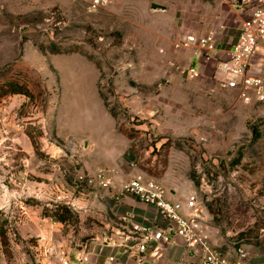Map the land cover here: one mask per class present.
<instances>
[{
	"label": "rangeland",
	"instance_id": "rangeland-1",
	"mask_svg": "<svg viewBox=\"0 0 264 264\" xmlns=\"http://www.w3.org/2000/svg\"><path fill=\"white\" fill-rule=\"evenodd\" d=\"M90 3L0 0V84L34 93L0 99V264H59L60 248L86 245L103 264L116 251L102 241L120 216L112 204L138 172L198 193L224 250L244 237L264 251V101L221 88L213 58L190 76L197 47L177 45L237 11L224 0Z\"/></svg>",
	"mask_w": 264,
	"mask_h": 264
},
{
	"label": "built area",
	"instance_id": "built-area-1",
	"mask_svg": "<svg viewBox=\"0 0 264 264\" xmlns=\"http://www.w3.org/2000/svg\"><path fill=\"white\" fill-rule=\"evenodd\" d=\"M110 0H91L97 9ZM246 10L239 32L225 47L219 48L217 31L189 33L182 36L178 46L196 45L197 59L187 67L190 76L201 74L200 57L216 58L212 75L221 88H235L245 100L264 101V72L257 71L255 60L264 54V0H224ZM112 185V179L103 180ZM121 193H131L140 201L155 206L167 226L136 219L123 214L104 231L103 243L128 255L134 264H160L156 247L170 241L174 234L183 237L185 253L198 252L202 264H264L255 260L244 237L234 240L231 250H224L215 240L203 215L204 208L196 192L174 197L157 178L135 173L125 181ZM95 253L88 246L77 249L60 248L59 264H96ZM115 253L106 256L103 264H116Z\"/></svg>",
	"mask_w": 264,
	"mask_h": 264
},
{
	"label": "crops",
	"instance_id": "crops-1",
	"mask_svg": "<svg viewBox=\"0 0 264 264\" xmlns=\"http://www.w3.org/2000/svg\"><path fill=\"white\" fill-rule=\"evenodd\" d=\"M231 7L237 11L236 14H238V18H235V20L231 23H223L221 26L222 28L217 30V42L219 48L225 47L228 43L235 39L242 22L247 15L246 10L242 6H233L231 4ZM193 57L194 58L191 60V62H194L196 60L195 58H197L196 56ZM212 61L216 63L217 60L213 57ZM255 64L257 71L264 72V54L257 56ZM169 191L174 197L180 196L178 195L179 193L175 191ZM112 208L113 211L119 215L131 214L138 220L148 223H156L160 226H167V221L162 217L155 206L140 201L135 195L131 193H125L123 196H121V198L117 199V202L112 204ZM113 249L116 250L115 253L118 252L116 254V264H120L121 261L117 263L118 260H121L122 257L127 255L118 251L117 248L112 247V250ZM184 249V239L178 234H174L170 241L163 243L159 242V244H157L156 251L158 252L157 256L160 264H202L201 257L198 252L184 254ZM250 250L255 260H264V251L259 250L258 246L255 248L251 247ZM97 255L98 254L95 253V259L98 258Z\"/></svg>",
	"mask_w": 264,
	"mask_h": 264
},
{
	"label": "trees",
	"instance_id": "trees-1",
	"mask_svg": "<svg viewBox=\"0 0 264 264\" xmlns=\"http://www.w3.org/2000/svg\"><path fill=\"white\" fill-rule=\"evenodd\" d=\"M11 92H20V93H25L29 96H33L34 93L32 92V90L29 88V86L25 83H22L18 80H8L7 82L0 84V99L1 97L6 94V93H11ZM259 130H256V134L255 137L259 136ZM66 210H65V214L63 213H59L56 217L61 220L64 221L67 218V212L71 213V207L70 206H65Z\"/></svg>",
	"mask_w": 264,
	"mask_h": 264
}]
</instances>
